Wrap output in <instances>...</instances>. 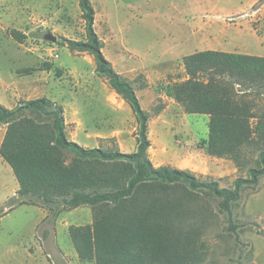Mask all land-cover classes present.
<instances>
[{
    "label": "rangeland",
    "instance_id": "obj_1",
    "mask_svg": "<svg viewBox=\"0 0 264 264\" xmlns=\"http://www.w3.org/2000/svg\"><path fill=\"white\" fill-rule=\"evenodd\" d=\"M79 1L0 0V103L11 109L24 101L50 99L66 111L69 140L85 148L135 152L137 123L130 107L96 75L93 58L72 53L65 42L86 40ZM92 3L104 56L120 75L134 81L142 108L152 114V163L189 170L222 188L246 177L258 152H246L251 164L243 169L230 159L210 156L208 118L184 112L191 90L183 60L208 49L264 56V0ZM12 30L26 35L22 44L11 37ZM47 34L57 42L46 40ZM26 69L33 71L27 75ZM144 81L148 88L140 90ZM250 97L260 115L264 95ZM159 106L164 110L156 114ZM3 133L5 128L0 129V145ZM18 189L0 155V264H96L78 258L69 235L70 226L92 224L91 208L63 211L57 218L40 205L11 209ZM212 207L216 210V204ZM233 216L238 240L226 231L220 214L207 224L199 222L204 233L196 246L198 264H264V177L257 187L243 190Z\"/></svg>",
    "mask_w": 264,
    "mask_h": 264
},
{
    "label": "trees",
    "instance_id": "obj_2",
    "mask_svg": "<svg viewBox=\"0 0 264 264\" xmlns=\"http://www.w3.org/2000/svg\"><path fill=\"white\" fill-rule=\"evenodd\" d=\"M79 6L86 40L65 42L72 53L91 56L96 75L130 107L137 123L136 151L85 148L69 140L64 107L50 99L24 101L11 109L0 103V129L5 128L0 155L19 185L10 208L40 205L54 218L63 211L91 208V225L69 228L84 262L198 264L196 246L204 233L199 222L207 224L220 214L226 231L238 240L233 206L243 190L257 187L264 177V110L257 114L250 97L264 95V57L206 50L183 60L191 90L183 110L209 116L207 153L243 169L251 164L246 152H258L246 177L222 188L189 170L152 163V114L142 108L134 81L120 75L104 56V43L94 30L92 0H80ZM10 34L20 44L27 38L18 30ZM147 88L145 81L139 86ZM163 110L157 107L156 114Z\"/></svg>",
    "mask_w": 264,
    "mask_h": 264
},
{
    "label": "crops",
    "instance_id": "obj_3",
    "mask_svg": "<svg viewBox=\"0 0 264 264\" xmlns=\"http://www.w3.org/2000/svg\"><path fill=\"white\" fill-rule=\"evenodd\" d=\"M208 50H212V49H208ZM204 51H206V50H204ZM215 51H218V50H215ZM222 52H224V51H222ZM242 54H246V53H242ZM248 54V53H247ZM249 55H253V56H259V57H264V56H262V55H258V54H249ZM125 103V102H124ZM65 113H66V111H65ZM204 117H206V118H208V120H209V116H207V115H204ZM71 118L72 119H76V115H73V114H71ZM4 134L5 133H3L2 134V140H3V138H4ZM113 136H116V135H113ZM136 139V138H135ZM2 140H1V142H2ZM156 166V165H155ZM157 167V166H156Z\"/></svg>",
    "mask_w": 264,
    "mask_h": 264
},
{
    "label": "water",
    "instance_id": "obj_4",
    "mask_svg": "<svg viewBox=\"0 0 264 264\" xmlns=\"http://www.w3.org/2000/svg\"><path fill=\"white\" fill-rule=\"evenodd\" d=\"M45 39L48 40V41L54 42V43L57 42V37H55V36H53V35H51V34H47V35L45 36Z\"/></svg>",
    "mask_w": 264,
    "mask_h": 264
}]
</instances>
